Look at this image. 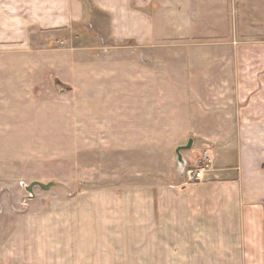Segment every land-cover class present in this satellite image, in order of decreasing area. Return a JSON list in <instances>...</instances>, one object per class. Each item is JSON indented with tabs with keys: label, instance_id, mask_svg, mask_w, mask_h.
<instances>
[{
	"label": "crops",
	"instance_id": "1",
	"mask_svg": "<svg viewBox=\"0 0 264 264\" xmlns=\"http://www.w3.org/2000/svg\"><path fill=\"white\" fill-rule=\"evenodd\" d=\"M88 1L107 16L113 45L68 50L63 64L53 55L45 65L73 70L70 79L64 78L73 85L59 80L61 85H55L66 93L77 91L78 109H66L59 130H73L84 139L85 151L109 154L113 163H139L141 170L149 165L151 153L160 151L175 175L176 150L194 139L195 148L188 154L196 147L204 151L210 161L208 179L176 193L174 209L161 211L173 219L164 228L174 242L165 248L178 252L160 258L159 264H264V43L253 51L239 49L237 65L231 55L217 63L222 85L199 80L198 67L191 77L177 71L174 78L161 63L148 62V50L195 39L193 29L208 19L197 11L214 10V2ZM224 7L231 8L227 2ZM84 8L83 0H0V43L31 42V31L38 28L72 29L85 20ZM11 25L14 31L3 30ZM8 50L0 49V54ZM33 53L30 64L15 68L20 69L13 71L17 77L0 71L5 76L0 79V123L12 116L6 106L35 101L29 73L40 66ZM4 129L0 124V136ZM90 138L93 145L87 143Z\"/></svg>",
	"mask_w": 264,
	"mask_h": 264
},
{
	"label": "rangeland",
	"instance_id": "2",
	"mask_svg": "<svg viewBox=\"0 0 264 264\" xmlns=\"http://www.w3.org/2000/svg\"><path fill=\"white\" fill-rule=\"evenodd\" d=\"M200 1L214 2L216 7L197 11L208 16L195 26L198 31H192L198 36L152 47L147 60L151 65L161 63L174 78L177 71L191 77L198 67L199 80L222 85V67L218 69L221 65L217 63L231 55L237 65L239 49L253 51L264 43V0ZM83 2L86 18L72 29L38 28L31 31V42L0 43L1 50H10L0 54V71L17 77L13 71L17 73L20 69L15 68L30 64L33 52L40 66L29 73L35 101L6 106L12 116L0 123L5 127L0 136V264H159L160 258L178 252L165 248L174 242V235L164 228L173 219L161 211L174 209L176 193L208 179L210 168L201 181L189 182L185 175L178 179L177 154L175 175L160 151L151 153L149 165L143 170L139 163L135 167L113 163L109 154L85 151L84 139L73 130H59L66 109H78L77 91L73 88L66 93L55 85H73L67 80L73 70L60 65L50 70L45 65L53 55L56 63L63 64L68 50H106L113 45L107 16L88 0ZM225 2L230 9H225ZM3 28L11 32L16 29L12 25ZM14 49L30 54L16 55L11 51ZM219 90L218 94L222 92ZM54 127L56 130L51 129ZM87 143L93 145L94 139H87ZM193 148L183 152L187 167L210 163L198 147L189 156ZM176 176L180 185L175 183ZM33 181L54 185L50 190L35 188L31 198L26 187Z\"/></svg>",
	"mask_w": 264,
	"mask_h": 264
},
{
	"label": "water",
	"instance_id": "3",
	"mask_svg": "<svg viewBox=\"0 0 264 264\" xmlns=\"http://www.w3.org/2000/svg\"><path fill=\"white\" fill-rule=\"evenodd\" d=\"M194 139H189L188 143L186 145L180 146L178 147V149L176 150V156L178 157V165H177V172L178 175L180 177V179H184V172H185V168L188 165V161L185 159V157L183 156V152L190 150L193 145H194ZM54 183L50 182V183H43L40 181H33L30 185H28L26 187V190L31 194V198H34V189L39 187L43 190H50L53 187Z\"/></svg>",
	"mask_w": 264,
	"mask_h": 264
},
{
	"label": "built area",
	"instance_id": "4",
	"mask_svg": "<svg viewBox=\"0 0 264 264\" xmlns=\"http://www.w3.org/2000/svg\"><path fill=\"white\" fill-rule=\"evenodd\" d=\"M209 168H210V163H206L203 165L199 163V165L196 167H191V166L190 168L187 167L184 172L185 179H187V181L192 183L201 181L205 178V172Z\"/></svg>",
	"mask_w": 264,
	"mask_h": 264
}]
</instances>
